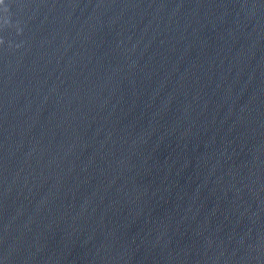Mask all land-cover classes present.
<instances>
[{
  "label": "water",
  "instance_id": "obj_1",
  "mask_svg": "<svg viewBox=\"0 0 264 264\" xmlns=\"http://www.w3.org/2000/svg\"><path fill=\"white\" fill-rule=\"evenodd\" d=\"M0 264H264V0H4Z\"/></svg>",
  "mask_w": 264,
  "mask_h": 264
},
{
  "label": "clouds",
  "instance_id": "obj_2",
  "mask_svg": "<svg viewBox=\"0 0 264 264\" xmlns=\"http://www.w3.org/2000/svg\"><path fill=\"white\" fill-rule=\"evenodd\" d=\"M4 3V0H0V4H3Z\"/></svg>",
  "mask_w": 264,
  "mask_h": 264
}]
</instances>
